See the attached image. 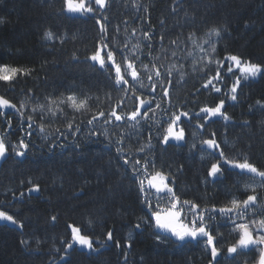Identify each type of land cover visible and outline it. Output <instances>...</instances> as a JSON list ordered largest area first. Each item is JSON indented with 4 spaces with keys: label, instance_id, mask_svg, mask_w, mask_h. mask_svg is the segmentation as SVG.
<instances>
[{
    "label": "trees",
    "instance_id": "16d2710c",
    "mask_svg": "<svg viewBox=\"0 0 264 264\" xmlns=\"http://www.w3.org/2000/svg\"><path fill=\"white\" fill-rule=\"evenodd\" d=\"M93 7L98 9L97 5ZM99 14L107 16L101 22L108 28L109 40L115 29H120L116 36L118 44L127 38L129 47L140 42L143 48L146 41L140 31L131 36L134 28L157 37L152 41L153 56L161 54L160 33L165 37V45L177 38L187 42L193 56L183 61L185 78L177 82L178 73L174 72L170 88L171 100L177 107L198 111V106L218 102L219 94H210L201 87L207 73L191 69L192 61L199 60L202 54L198 48L191 47V41L187 40L190 34H195L198 44L206 39L215 42L217 56L235 54L264 64V0H108L107 7L99 9ZM214 28L220 30L219 37L207 35ZM49 32L53 34L51 40L46 38ZM100 38L99 25L92 14L67 12L66 0H0V66L30 72L18 76L11 86L0 81V95L13 103L23 102L25 115L38 104L47 105L46 98L57 101L69 95L91 98L88 103L91 111L82 117L67 105H60L67 117H52L46 107L45 133L34 132L23 157L11 150V145L17 144L22 135L17 129V117H11L12 129L0 124V134L5 135L9 146L0 164V210L18 221L17 225L0 222V264H209L210 248L201 242H158L156 229L150 226L154 221L141 229L135 228L141 217L147 218V210L141 202L137 182L116 152L115 140L124 129L114 130L113 125H104L109 130L107 137L89 136L86 133L91 126L82 124L78 135L69 134L66 141L60 138L63 148L49 149L57 140L56 129L63 131L71 116L86 121L99 111L107 115L119 98L112 91L108 76L86 59ZM204 47L208 48L209 44ZM137 54L148 62L147 55L139 51ZM200 66L198 63L197 67ZM225 82L229 83V78ZM107 93H111V100ZM237 96L236 102L225 103L231 121L214 124L212 131L228 157L238 162L247 158L264 170V77L242 82ZM125 103L131 110L132 104L128 100ZM96 126L99 127V122ZM141 129L138 138L125 136L126 158L130 155L133 159H154L157 169L175 180L174 188L182 200L188 199L202 207L213 204L220 207L233 196L243 199L252 194L242 190L250 174L240 173L238 169L229 168L215 183H205L212 180L207 172L210 163L215 162L200 158L199 140L208 138L207 129L196 131L193 136L194 129L186 127L185 142L169 147L158 141V130L153 127L152 146L142 153L137 148L148 142V131L143 125ZM109 140L113 143L109 144ZM192 142L197 143V148L190 151ZM35 184L40 186V192L29 193L28 189ZM237 186H240L238 191ZM22 191L25 195L20 197ZM256 193L257 204L264 210V188L256 189ZM53 215L56 221L51 220ZM20 223L23 228L18 226ZM69 224L80 227L82 234L92 238L93 250L75 244L66 250V244L71 241ZM233 227L231 222L220 221L213 232L221 234L216 240L221 249L217 261L255 264L257 251L238 249L235 254L227 253V247L236 239ZM109 230L113 232V241H107ZM116 241L120 242L119 247Z\"/></svg>",
    "mask_w": 264,
    "mask_h": 264
},
{
    "label": "snow or ice",
    "instance_id": "6c2138e0",
    "mask_svg": "<svg viewBox=\"0 0 264 264\" xmlns=\"http://www.w3.org/2000/svg\"><path fill=\"white\" fill-rule=\"evenodd\" d=\"M67 12L86 16L92 14V18L99 25L101 34L100 41L91 55L86 59L98 65L99 70L106 74L111 81V88L118 95L115 106L111 107L107 113L99 111L98 114H92L91 118L86 121L81 117L83 114L90 112L88 107L90 97L78 99L75 95H69L66 99L59 101L46 98L47 105L38 104L31 109L28 115H25V104L13 103L11 100L0 95V124L12 129V116L17 117V129L22 132L18 139V143L11 145L12 152L23 157L29 148L28 141L31 140L34 132L45 133L46 107L47 113L52 117L60 116L61 119L67 117V113L60 105H67L74 113H80L81 117L76 115L66 120L65 129H56L57 140L49 145V149L56 147L63 148L60 138L65 141L69 134L76 136L81 132V125L91 126L87 130V135H103L107 137L109 130L104 125H113V129H124V132L118 134L115 140L116 152L122 160L123 165L130 171L133 179L137 182V190L140 194L141 202L147 210V218L141 217L136 223L135 228L141 229L143 225L154 221L150 226L156 229V237L158 242H167L171 237L176 241L189 243L198 241L210 248L209 264H219L217 257L221 255V249L217 247V236L221 235L218 231L216 235L214 230L218 228L219 222H231L234 227L233 232L238 233L237 238L231 246L227 247L228 254L237 253L238 249L254 250L258 252V258L255 264H264V210L260 209L257 204L258 196L257 187L264 188V170L257 168L250 163L247 158L243 162L230 158L226 155L225 150L221 146L216 137V132L212 131L214 124L231 121V117L225 111L226 100L236 102L237 93L241 89L242 82L255 80L257 77H264V64L253 63L235 54H227L223 57L216 55V43L204 40L203 44H198L194 39V33L187 37L191 41L192 48H198L202 54L199 60H193L191 69L193 72L199 71L207 73L203 77L201 87L208 92L219 94L218 102L212 106L207 104L198 106L199 110L194 111L190 108L177 107L173 104L170 97V88L172 86L173 73H178V81H183L186 75L184 63L188 57L193 56V52L188 48L186 41L170 39L165 45V37L162 33L158 34V47L161 54L153 56L154 37L149 31L133 29L131 36L135 37L137 31H140L144 43L143 48L140 42L132 44L129 47L130 40L125 38L119 44L116 36L120 29H115L113 38L108 39V28L102 20H107V16L99 14V9H104L108 5V0H89L86 4L85 0H66ZM94 5L98 9H94ZM125 26L127 22L125 21ZM211 36H220L219 29H212L207 34ZM46 38L53 39L51 32L46 34ZM63 43V40H61ZM113 45L109 47V45ZM204 44H209L208 48ZM147 49V52H144ZM127 50V51H126ZM140 54L149 57L148 62L140 59ZM119 55V59L117 56ZM200 67H197V64ZM139 64V67H138ZM163 69V71L161 70ZM30 75L28 70L18 67L0 66V81L10 86L18 76ZM229 78L230 82L226 83L225 79ZM159 88V91H158ZM199 91V89H198ZM109 100L112 99L111 93L106 94ZM128 100L132 104V109L128 110L125 103ZM260 102L257 101V104ZM55 106V108H53ZM119 109V112L117 111ZM79 120V123H77ZM26 122V124H25ZM99 122V127L96 126ZM75 125V126H74ZM148 131V142L137 148L138 152H144L146 148H151L152 129L158 130L157 139L163 145L169 147L181 145L185 142V128L194 129L192 135L196 131L208 130V138L199 140L201 160L208 159L215 161L210 163L207 175L212 178L211 181L206 180L205 183H215L220 177L224 176L229 168L238 169L240 173L250 174L249 180L253 184L244 186L247 192L251 188V193L246 198H233L223 206L216 205L201 206L188 199H181L174 188L175 180L169 179V174L158 170L156 161L149 157H140L133 159L130 155L126 158L125 152V136L129 139L137 137L140 133L141 126ZM103 129V131H101ZM132 129L134 131H128ZM47 139L46 136L43 137ZM170 141L172 144H170ZM113 143L112 140L108 141ZM197 148V143L192 142L189 150ZM9 146L6 144L5 135L0 134V160L6 158ZM143 161V162H142ZM256 178H259L258 180ZM29 193L40 192L38 184L28 189ZM25 193L20 192V197ZM264 199V198H262ZM163 205V206H162ZM260 211L262 218H257L255 212ZM57 217L53 215L52 221H56ZM244 221V222H240ZM0 222H10L17 225L18 221L9 215L7 211L0 210ZM91 223V221H89ZM23 228L24 225H18ZM71 230V241L66 244V250L73 248V245H79L82 248L93 250V240L90 236L82 234L80 227L73 224L68 225ZM107 241H113V232L109 230L106 234ZM22 243H26L22 241ZM97 241V245H99ZM119 247L120 242L116 241ZM131 247V243L127 245ZM59 251V249H57ZM67 255V251L65 253Z\"/></svg>",
    "mask_w": 264,
    "mask_h": 264
},
{
    "label": "rangeland",
    "instance_id": "374dc122",
    "mask_svg": "<svg viewBox=\"0 0 264 264\" xmlns=\"http://www.w3.org/2000/svg\"><path fill=\"white\" fill-rule=\"evenodd\" d=\"M3 160V159H2ZM2 160H0V163L2 162ZM246 184H248V185H251V184H253V181L252 180H246ZM246 184H244L243 185V187H242V190L244 191V186L246 185ZM242 185V184H241ZM240 185V186H241ZM240 186H237V191L240 189ZM257 189H261V188H259V187H257ZM245 193H247V194H249V193H251V188H249V190L247 191V192H245ZM258 212V211H257ZM255 212L254 213V215H256V217L257 218H262L261 217V215H260V212ZM242 222H244V221H242ZM154 223V222H153ZM234 233V235L236 236V238H237V236H238V233H236V232H233ZM171 240H173V241H176L175 240V238L174 237H171L168 241H171ZM179 242V241H178ZM257 255H258V252H257Z\"/></svg>",
    "mask_w": 264,
    "mask_h": 264
}]
</instances>
